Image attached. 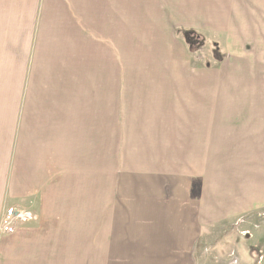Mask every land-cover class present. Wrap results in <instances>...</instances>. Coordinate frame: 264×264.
<instances>
[{
	"label": "crops",
	"instance_id": "0c3cea01",
	"mask_svg": "<svg viewBox=\"0 0 264 264\" xmlns=\"http://www.w3.org/2000/svg\"><path fill=\"white\" fill-rule=\"evenodd\" d=\"M123 4L139 3L0 0V264H73L84 241L100 264H198L206 228L264 207V0L194 1L231 23L214 69L178 42L207 28L183 21L190 0L156 3L182 28L144 14L140 44L107 56L88 23L120 21ZM30 202L38 219L5 232Z\"/></svg>",
	"mask_w": 264,
	"mask_h": 264
},
{
	"label": "rangeland",
	"instance_id": "374dc122",
	"mask_svg": "<svg viewBox=\"0 0 264 264\" xmlns=\"http://www.w3.org/2000/svg\"><path fill=\"white\" fill-rule=\"evenodd\" d=\"M139 4L136 5H121L117 7L119 9V20L117 22H106L105 24L97 20L96 22L90 21L88 23V32L90 36L96 39L100 44H106L107 56H110L111 50L117 46L139 45L140 41L135 37L136 32L138 36L144 38L142 31L149 29L152 25L151 19L144 15L150 14L154 20V23L160 19L164 14L167 18L164 19L172 25L173 29H180L182 27H175L174 22L171 20V14L175 15L176 6L162 7V11L158 10V3L160 0H152L153 4L149 5L150 0H136ZM170 2H182L183 0H168ZM195 0H190L188 6L181 5L179 8L183 13V21H191L195 19L202 27H207L206 30L198 27L199 29H183L186 31V35L181 31L176 36L181 38L178 42H182L185 50L182 52L190 57V63L195 68H219L222 64V56L227 49L230 51L231 44L228 42V32L231 31V23L225 19V23L206 22L211 13L205 11L200 5H193ZM141 3V4H140ZM183 4V3H182ZM117 9H115L116 11ZM118 11V10H117ZM107 12V10H106ZM112 16L117 19L116 13L112 10ZM100 15L98 16V19ZM118 20V19H117ZM150 32V30H149ZM230 40V39H229ZM146 44H150L153 50L157 49V44L160 43V39L156 42V38L151 41L144 40ZM218 46V49H216ZM121 49V48H120ZM216 49V50H215ZM217 53H216V52ZM124 54L121 52V60ZM142 64L139 58L134 60V65L138 66ZM144 75V71H140ZM239 75V74H237ZM127 81H131V85L126 86L124 82V93H132L136 96H141L148 89L143 85L134 84L133 78H126ZM146 94V93H145ZM148 107H152L148 105ZM178 109V108H177ZM186 109L184 106H180L178 112ZM191 118L185 117L182 119ZM96 198L86 197L84 199V207L92 205ZM91 201V204H90ZM30 208H23L20 210L29 211L34 215L36 221L38 215L34 213V210H28L33 207V202L29 204ZM90 207V206H89ZM17 209V208H14ZM85 209V208H84ZM88 209V208H87ZM88 214L84 213V238H88L92 233V227L87 222H92V226H95V218L91 214V218L88 219ZM14 230V229H13ZM6 231L5 232H12ZM85 252L83 259L77 260L74 256L73 264H100L95 258L89 256L88 247L85 245ZM198 264H264V207L249 213L248 215L239 216L229 221L216 223L205 229L203 236L201 237L198 245ZM96 256V255H94ZM101 264H104L101 262Z\"/></svg>",
	"mask_w": 264,
	"mask_h": 264
},
{
	"label": "built area",
	"instance_id": "2783aa9c",
	"mask_svg": "<svg viewBox=\"0 0 264 264\" xmlns=\"http://www.w3.org/2000/svg\"><path fill=\"white\" fill-rule=\"evenodd\" d=\"M34 219V215L19 209H11L4 220V230L11 231L16 225L29 222Z\"/></svg>",
	"mask_w": 264,
	"mask_h": 264
},
{
	"label": "trees",
	"instance_id": "16d2710c",
	"mask_svg": "<svg viewBox=\"0 0 264 264\" xmlns=\"http://www.w3.org/2000/svg\"><path fill=\"white\" fill-rule=\"evenodd\" d=\"M183 33L186 35V31H183ZM216 49H218V46H216ZM216 49H215V50H216ZM215 52H216V51H215ZM216 53H217V52H216Z\"/></svg>",
	"mask_w": 264,
	"mask_h": 264
}]
</instances>
